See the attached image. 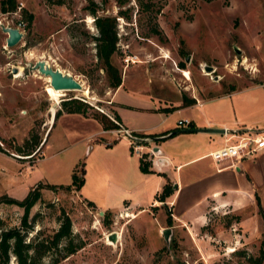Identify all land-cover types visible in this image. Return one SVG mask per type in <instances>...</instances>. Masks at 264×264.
<instances>
[{"label": "rangeland", "instance_id": "1", "mask_svg": "<svg viewBox=\"0 0 264 264\" xmlns=\"http://www.w3.org/2000/svg\"><path fill=\"white\" fill-rule=\"evenodd\" d=\"M147 1L148 8L142 9L137 0L123 4L116 0H64L61 4L14 0L15 8L7 11L0 4V21L20 25L22 31V38L8 46L7 33L0 26V167L15 181L8 187L0 175V195L20 199L39 182L51 184L41 188L40 199L31 207L30 217L35 218L26 238L57 227L64 209L71 217L72 233L82 241L80 248L55 264H247L246 256L256 255L264 229V187L259 203L254 196L252 207L237 212L218 208L198 233H190L174 220L167 225L171 229L166 242L160 233L166 218L157 208L151 206L137 217L114 212L124 206L134 210L149 197L139 189L151 181V174L123 157L122 148L126 142L130 145L128 138L121 140L123 133L114 128L102 131L101 123L88 116L118 115L131 124L154 119L140 109L157 100L158 85H166L149 71L152 68L164 71L182 93L183 87L195 86L211 96L232 86L263 82L264 0ZM19 5L20 11L15 12ZM92 9L115 17L118 41L111 63L121 74L129 66L113 104V77L96 54L98 30ZM128 56L133 60L126 62ZM39 58L71 73L83 89L54 92L44 75L28 68V62ZM180 60L184 66L178 64ZM205 65L213 69L207 71ZM13 67L18 70L13 72ZM171 93L165 98H171ZM244 95H227L206 102L205 107L226 105L227 113L233 114L236 100L248 97ZM70 97L88 102L86 116L66 113L51 123V104L58 101L56 112L61 100ZM32 133L40 139L32 152L13 147ZM81 165V186H60L72 182L74 168L80 175ZM22 212L16 204L1 203L0 227L19 225ZM242 217L245 221L238 222ZM111 231L118 233L115 243L106 238ZM41 261L45 264V257ZM9 263L15 264L12 256Z\"/></svg>", "mask_w": 264, "mask_h": 264}, {"label": "crops", "instance_id": "2", "mask_svg": "<svg viewBox=\"0 0 264 264\" xmlns=\"http://www.w3.org/2000/svg\"><path fill=\"white\" fill-rule=\"evenodd\" d=\"M128 67H125L121 74V83L111 89V104L114 102L112 98L116 97L124 87L127 78L126 68ZM178 69L177 67L176 70ZM149 71L156 75L159 82L166 84L165 87L158 85L155 89L157 95L155 102L145 103L140 108L152 114L154 119L140 123L132 122V124L129 122L130 120L120 119L123 127L138 133H168L171 130L191 127L190 125L178 126L177 124L179 119L187 118L192 127H225L226 132L176 131L158 141L144 142L142 156L150 162L151 170L143 172L151 174L149 175L151 181L143 185L139 192L146 191L149 197L144 202H140L134 210L124 206L114 212L119 213V216L124 213L123 216L128 214L127 216L137 217V213L148 212L149 208L155 205L157 213L161 211L160 214L167 218L164 206L166 203L168 209L171 210L173 221L176 220L190 233L195 234L208 224L210 214L218 208L226 207L224 212H237L246 207H252L255 202L254 196L259 197L261 188L264 187V147L254 157L242 158L235 164H230L229 161L217 163L209 153L225 143L237 141L240 136L264 135V81L232 86L228 90L211 96L202 94L203 87H183L185 95L175 81L168 78L160 68H152ZM186 73L188 74L187 71ZM170 93L172 99L165 98V95ZM244 93V96L248 97L236 100L233 114L227 113L226 105L205 107L206 102L209 104L212 100H220L227 95L237 96ZM183 95L186 96L187 102L183 101ZM251 112H255V115L252 116ZM66 113L63 111L60 116ZM78 114L86 116V114ZM112 117L114 118V116ZM49 120H52V116ZM261 121L262 125L259 124ZM112 129L102 128V131ZM120 138L123 141L125 138L127 139L125 136H120ZM113 140L110 144L114 143L117 138ZM154 145H157L159 149L156 154H151L150 148ZM122 155L133 164L138 163L140 168V157L142 156L134 153L131 145H128L127 142L122 148ZM159 157H165L166 160H161ZM2 169L4 171L7 169L1 166L0 175L8 186L14 181V178L12 179L9 171L1 172ZM168 181L172 184L173 191L165 196L163 201L156 199V193L160 192L164 183ZM152 183L154 185L147 191ZM3 189H7V187L4 186ZM244 218L242 217L238 222H244ZM165 222L166 224L160 223L161 227L169 225L167 220Z\"/></svg>", "mask_w": 264, "mask_h": 264}, {"label": "trees", "instance_id": "3", "mask_svg": "<svg viewBox=\"0 0 264 264\" xmlns=\"http://www.w3.org/2000/svg\"><path fill=\"white\" fill-rule=\"evenodd\" d=\"M49 3L61 4L64 0H47ZM118 3L123 4L126 0H116ZM138 5L142 8H148L147 0H137ZM2 11L13 10L15 8L14 0H1ZM11 8V9H8ZM94 15V23L97 28V34L94 35L96 54L101 59L103 58L106 68L113 80L110 86L116 87L121 83V72L111 63V56L117 50L118 35L116 30V20L111 15H99L95 9H92ZM32 14H28V20L31 21ZM154 31L157 29L154 28ZM180 66H184L183 61H178ZM183 101L187 102L186 96L183 95ZM89 104L77 97H70L61 100V109H57L55 117H58L63 111L67 113L78 112L87 114ZM92 116L96 118L101 124L103 129H112L123 127L118 115H114V118L106 116L103 113H93ZM192 127V124H189ZM188 125V126H189ZM137 135H159L162 133H138L132 131ZM3 141V140H2ZM40 139L36 133L30 134L25 138L21 144H15L13 147L16 150H29L33 151ZM0 149L3 147L0 146ZM140 168L143 171H149L150 162L140 157ZM83 166L81 165V174L78 175L77 168L72 171V182L68 184H61L60 186L65 189H71L73 186L79 188L83 182L82 174ZM51 184L37 183L29 188L27 193L22 198H16L8 194L0 195V204H16L23 209L21 215V222L19 225H13L9 227H0V264H10L9 258L13 257L15 264H42L41 259L45 257V264H55L65 256L73 253L75 250L82 246L81 239H77L72 233V220L71 217L64 209L60 211L58 217V226L53 229H45L35 232L34 236L26 238L27 231L33 228L35 215L30 217L31 207L40 199L41 188L50 187ZM173 191L172 184L168 181L164 183L162 190L156 193V199L164 200L165 196L169 195ZM256 202L259 203V197L256 196ZM91 205L92 202L88 201ZM167 213V222L172 224L171 210L168 209L166 203H164ZM157 207V206H153ZM108 221V220H107ZM205 227V226H204ZM203 228V227H202ZM262 238L259 240L256 255L246 256L247 264H264V229L261 231Z\"/></svg>", "mask_w": 264, "mask_h": 264}, {"label": "water", "instance_id": "4", "mask_svg": "<svg viewBox=\"0 0 264 264\" xmlns=\"http://www.w3.org/2000/svg\"><path fill=\"white\" fill-rule=\"evenodd\" d=\"M0 26L4 32L7 33L5 42L6 45L12 46L16 44L21 38H22V31L15 26L11 25H5L0 21ZM188 59V58H187ZM28 68L30 70H36L42 75H46L50 77L49 83L51 86L55 89H63V90H69V89H81L82 84L80 81H78L71 73L67 71H63L59 67H53L47 59L45 58H39L36 59L34 62H28ZM213 67L211 65H205V70L210 71ZM18 70L17 67H13L12 71L16 72ZM58 101H55L51 104L50 108H53V111L51 113L52 120L50 121L52 123L54 117H55V107ZM111 118H113L111 115H109ZM50 123V124H51ZM124 128V127H123ZM176 131L186 132V131H202V132H218V133H225L226 128L225 127H212V126H205V127H185L181 129L171 130L168 133L165 134H159V135H134L131 130L126 129L125 134L133 139H136L140 142H147V141H158L160 139H163L165 137H168L175 133ZM158 146L154 145L152 147L151 154H155L158 152ZM161 160L165 159V157H159ZM103 212V211H100ZM170 227H162L161 228V235L163 239L167 242L168 236L170 233ZM107 239L110 241L116 240L115 231H111L107 234Z\"/></svg>", "mask_w": 264, "mask_h": 264}, {"label": "built area", "instance_id": "5", "mask_svg": "<svg viewBox=\"0 0 264 264\" xmlns=\"http://www.w3.org/2000/svg\"><path fill=\"white\" fill-rule=\"evenodd\" d=\"M17 7L18 8L15 10V12L20 11L21 5ZM15 27H18L20 29V25H17ZM125 60L126 62H128L129 60H133V59L131 56H128ZM189 123H190V120L187 118L179 119L177 121L178 126H187L189 125ZM126 129L128 128L119 127V128H116L115 131L123 133L122 136H125L129 139L132 151L142 156L143 148L145 146L144 142H140L136 139L128 137L125 134ZM134 135H137V134H134ZM263 147H264V135L262 134L245 135V136H240L238 140L233 143H225L222 146L212 150L209 153V155L217 163L229 161L230 164H235L237 160H240L242 158L254 157L257 154V152ZM151 151H152V148H150V152Z\"/></svg>", "mask_w": 264, "mask_h": 264}, {"label": "bare ground", "instance_id": "6", "mask_svg": "<svg viewBox=\"0 0 264 264\" xmlns=\"http://www.w3.org/2000/svg\"><path fill=\"white\" fill-rule=\"evenodd\" d=\"M63 71H64V70H63ZM45 78H47L48 81L50 80V77H49V76H46V75H45ZM49 87H50V89H52L54 92H59V91H62V90H63V89H55V88H53V87L51 86L50 83H49ZM81 89H83V88H81ZM115 235H116V240H115V241H117L118 233L115 232ZM107 240H108V239H107ZM115 241H110V240H108V243H115Z\"/></svg>", "mask_w": 264, "mask_h": 264}]
</instances>
